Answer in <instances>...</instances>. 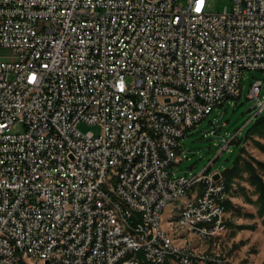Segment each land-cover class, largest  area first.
I'll return each mask as SVG.
<instances>
[{
	"label": "built area",
	"instance_id": "built-area-1",
	"mask_svg": "<svg viewBox=\"0 0 264 264\" xmlns=\"http://www.w3.org/2000/svg\"><path fill=\"white\" fill-rule=\"evenodd\" d=\"M0 48L9 51L0 55V264H112L129 244L161 262L171 251L172 264H223L219 253L205 259L172 246L158 211L200 178L182 219L204 237L226 231L221 172L170 167L184 132L240 96L242 72L264 70V0H232L220 12L208 0H0ZM261 88L251 81L247 122L264 113ZM135 124H145L139 138H131ZM113 170L120 179L105 187ZM97 193L106 201L92 210ZM141 220L151 229L137 235ZM90 239L97 246L80 261Z\"/></svg>",
	"mask_w": 264,
	"mask_h": 264
},
{
	"label": "rangeland",
	"instance_id": "rangeland-1",
	"mask_svg": "<svg viewBox=\"0 0 264 264\" xmlns=\"http://www.w3.org/2000/svg\"><path fill=\"white\" fill-rule=\"evenodd\" d=\"M231 5L232 0H208V10L212 12H220L224 7L230 9ZM0 55L7 57L9 51L0 48ZM253 79L262 81L261 94H263L264 70H244L241 75L240 96L214 108L179 138V160L170 167L174 175L191 176L207 167V173L221 172L232 165L238 154L240 164L243 160L252 158L264 161V150L255 142L256 139L264 144V131L262 135L254 133L248 139L236 144L254 122V120L247 122L254 111L253 99L248 97ZM79 127L83 131L99 132V128L94 125L80 124ZM19 128L20 125L17 123L14 129ZM235 134H238L237 137ZM240 148L243 150H239ZM247 177L248 173L240 170L239 176L235 177L229 188L228 196L231 204L226 210L224 229L226 231L222 235L211 239H200L176 223L180 207L192 198V191L200 190V183L193 185L183 196L175 197L164 207L160 219L162 229L168 231L182 246L210 254L219 253L220 259L225 264H264L263 216L258 213L257 193ZM131 256L138 258L142 264H158L147 260L141 250L128 255ZM166 260L164 264L173 263L171 256Z\"/></svg>",
	"mask_w": 264,
	"mask_h": 264
},
{
	"label": "bare ground",
	"instance_id": "bare-ground-1",
	"mask_svg": "<svg viewBox=\"0 0 264 264\" xmlns=\"http://www.w3.org/2000/svg\"><path fill=\"white\" fill-rule=\"evenodd\" d=\"M144 103H152V96H144ZM262 115H264V113H262ZM143 132H145V124H135V127L131 129V138H139L143 134ZM99 142H107V135H99ZM139 161H141V152H133L131 154V165H138ZM208 174L209 173H207L206 168L201 171V175ZM118 179H120V170H113L111 172H107L105 175V187H113V182L118 181ZM197 183L201 184L200 178H192L191 180L186 181L185 185L181 187L177 194H175L173 197H169L168 199L164 200L162 209L158 211V218L161 219L162 210L170 201H172L175 197L183 196L189 188H191ZM194 193L196 192L192 191V198L185 201L184 204L180 207L176 223L181 228L186 229L189 233L200 239H211L213 237H204L203 231L192 228V224H190V221L182 219L183 215H185V213L189 210L191 204H194ZM218 193H222V206L219 207L218 219L219 221H221V230H224L226 228V208L224 203L228 198L227 192L225 190L224 180L221 181V185H218ZM135 200L136 193H127V202H135ZM103 201H106V193L95 194V197L92 201V210H99L101 208V202ZM115 222H123V215H115ZM200 225L211 226V218L208 216H200ZM159 228L161 230V233L167 237V241H169L172 246L180 248V251L190 250L193 253H205L193 248L180 245V243H178L175 238L169 234L168 231L162 229L161 220L159 221ZM145 229H151V222L149 220H141V226H136V234L144 235ZM127 233H135V226H127ZM96 246L97 239H90L89 244H83V249L80 250V261H87V259H90V257H92V248H96ZM139 250L143 251V244H129V251H127V253H123V255L116 256L114 258V261H112V264H129V261H133L138 258H136L135 256L128 257V255L131 253H135ZM144 253L147 260L158 264H164L165 261L167 262L166 259L171 256V251H164V259L161 262V260L148 259V252ZM205 259H214V254L205 253ZM219 260H221L220 257ZM222 262L223 264H225L224 261ZM180 264H191V262H181Z\"/></svg>",
	"mask_w": 264,
	"mask_h": 264
},
{
	"label": "trees",
	"instance_id": "trees-1",
	"mask_svg": "<svg viewBox=\"0 0 264 264\" xmlns=\"http://www.w3.org/2000/svg\"><path fill=\"white\" fill-rule=\"evenodd\" d=\"M212 131H216L212 129ZM264 131V115L257 117L252 126L248 128V130L244 133V135L236 141V144L241 141L248 139L252 136V134L256 133L258 135H262ZM238 134H235L237 137ZM257 146L264 150V144L260 141L255 139ZM239 150H243L240 148ZM240 156L239 154L236 156L235 160L233 161L232 165L228 168H225L221 171V174L225 181V190L228 193L229 188L235 177L239 176V171L243 170L248 173V181L251 186L254 187V191L257 193L256 203L258 205V213L263 216V223H264V161L252 158V159H245L243 163L240 164ZM208 167L206 168V170ZM225 208L226 210L230 208L231 201L230 199H226L225 201ZM178 264V263H177Z\"/></svg>",
	"mask_w": 264,
	"mask_h": 264
},
{
	"label": "water",
	"instance_id": "water-1",
	"mask_svg": "<svg viewBox=\"0 0 264 264\" xmlns=\"http://www.w3.org/2000/svg\"><path fill=\"white\" fill-rule=\"evenodd\" d=\"M218 176H219L218 173H215V174H214V178H217Z\"/></svg>",
	"mask_w": 264,
	"mask_h": 264
},
{
	"label": "crops",
	"instance_id": "crops-1",
	"mask_svg": "<svg viewBox=\"0 0 264 264\" xmlns=\"http://www.w3.org/2000/svg\"><path fill=\"white\" fill-rule=\"evenodd\" d=\"M227 196H228V193H227ZM228 198H229V196H228ZM228 198H227V199H228ZM225 214H226V212H225ZM225 218H226V215H225Z\"/></svg>",
	"mask_w": 264,
	"mask_h": 264
},
{
	"label": "snow or ice",
	"instance_id": "snow-or-ice-1",
	"mask_svg": "<svg viewBox=\"0 0 264 264\" xmlns=\"http://www.w3.org/2000/svg\"><path fill=\"white\" fill-rule=\"evenodd\" d=\"M201 3H202V0H201ZM199 10V9H198Z\"/></svg>",
	"mask_w": 264,
	"mask_h": 264
}]
</instances>
